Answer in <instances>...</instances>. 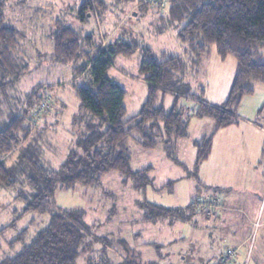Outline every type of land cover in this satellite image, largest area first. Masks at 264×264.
<instances>
[{"label":"rangeland","instance_id":"374dc122","mask_svg":"<svg viewBox=\"0 0 264 264\" xmlns=\"http://www.w3.org/2000/svg\"><path fill=\"white\" fill-rule=\"evenodd\" d=\"M107 1L108 10L96 8L93 14L88 12L87 17L82 18L84 0H0V11L4 14L5 23L20 31L18 57L30 68L20 81L6 91L0 90V128L17 115H28L27 99L34 92L51 96L48 97L51 108L38 121L37 127L45 124L48 115L56 117L55 124L39 135L33 146L17 150L16 155L7 160L16 186L7 188L0 183V260L21 249V244L12 247L10 241L22 230L29 228L27 240L30 241L50 220L49 213L37 211L18 217L28 204L27 198L30 199L35 192L28 178L38 175L23 155L29 154L48 170L58 169L71 151L78 149L77 133L81 135L88 123L99 120L81 106L75 89V84L90 85L91 72L75 78L72 63L53 60V32L57 21L71 26L82 36L93 35L98 45L106 46L121 39L141 46L133 55H116L107 72L126 90V120L140 111L148 97V82L141 71L142 48H151L158 58H162L163 54L183 57L186 67L177 73L178 92H161L157 105L170 109L176 104L183 110L184 116L191 115L189 134L179 140L178 157L184 166L170 159L162 146L148 149L133 137L129 138L132 170L153 167L150 173L153 182L144 192L118 170L104 173L98 185L77 184L74 188L56 190V207L80 210L91 226V235L86 241L88 246L85 245L87 250L81 253L78 264H86L88 257L95 262L109 260L113 264L128 260L140 264H183L184 261L178 257V250L188 245V237L195 230L197 219L203 216L200 212L209 215L197 210L195 212L199 214H188V206L194 198L192 196L203 198L211 193L199 187L197 189V148L194 143L200 137L211 136L215 123L211 117L195 116L193 110L203 97L225 102L224 90L230 85V72L234 70L236 59L233 55L223 59L216 44H212L206 54L196 56L179 35L185 23L166 26L156 14L155 9H162L164 5L159 0H155L156 3H145L144 0L138 3L137 0ZM252 95H245V99L253 97V103L264 108V82L255 85ZM106 127L105 123L102 128ZM145 202L184 212L148 220L145 217ZM252 212L248 210L249 214ZM229 214L230 227H220L213 222L197 225V235L213 241L210 243L214 246L231 234V229L235 227L233 225H237L236 237L246 236L249 226L244 213L232 210ZM217 218L213 217L214 220ZM258 228L256 225L252 231L245 245V253L228 243L230 248L227 252L238 249L237 255L227 260L228 264H264V229ZM212 257H195L194 262L209 264L219 261L218 257Z\"/></svg>","mask_w":264,"mask_h":264},{"label":"trees","instance_id":"16d2710c","mask_svg":"<svg viewBox=\"0 0 264 264\" xmlns=\"http://www.w3.org/2000/svg\"><path fill=\"white\" fill-rule=\"evenodd\" d=\"M140 1L137 0V3ZM159 1L164 5L161 6L162 9L154 8L156 14L166 26L185 23L179 35L196 56L206 54L210 46L216 44L223 59L228 55L235 57L237 69L226 101L221 105H210L200 99L193 111L197 117L213 118L216 130L236 122L243 97L255 92L257 82H264V0ZM96 8L106 11L109 9V3L107 0H84L81 17L86 18L88 12L93 14ZM53 40L54 61L72 63L75 78L91 72L90 85L75 84V89L81 106L99 120L88 123L81 135L77 133L78 149L72 150L58 169L48 170L29 154L23 155L38 175L28 178L35 192L30 199L27 198L28 204L18 217L37 211L41 214L49 213L50 220L30 241L27 240L29 228L22 230L10 241L12 247L21 244V249L1 259L0 264H78L81 253L87 250L85 245L88 244L86 241L91 235V226L85 221L80 210L56 207V190L74 188L77 184L98 185L104 173L118 170L125 173L128 179H132L134 185L144 192L153 182L150 175L153 167L132 170V157L128 148L130 137L148 149L162 146L170 159L184 166L178 157L177 146L178 141L189 134L191 115L184 116L183 110L176 104L170 109L157 105L161 92H178L177 73L186 67L183 57L163 54L162 58H158L151 48H142L141 71L146 75L148 82V97L140 111L126 120L127 107L124 104L126 90L110 78L107 72L116 55H133L141 46L121 39L106 46L98 45L93 35L82 36L71 26L59 21L56 22ZM19 46L20 31L7 25L4 14L0 11L2 91L20 81L30 70L18 57ZM43 99L44 96L38 92L30 94L27 99V114L29 115ZM105 123L107 127L103 129ZM36 124L38 122L31 125L25 114L13 117L8 124L0 128L2 186L7 188L16 186L11 169L4 158L28 138L32 126ZM194 144L197 148L195 166L197 170L200 163L212 152L213 135L198 139ZM144 205L145 217L148 220L184 212L148 202ZM188 210L190 215L197 213L193 201ZM86 264L113 263L109 260L95 262L88 257ZM121 264L140 262L133 263L128 260Z\"/></svg>","mask_w":264,"mask_h":264},{"label":"crops","instance_id":"0c3cea01","mask_svg":"<svg viewBox=\"0 0 264 264\" xmlns=\"http://www.w3.org/2000/svg\"><path fill=\"white\" fill-rule=\"evenodd\" d=\"M236 69L237 61L234 64V70L230 72V85L224 90V97L226 98L223 101H226L229 96ZM249 95L253 96L252 94ZM245 98L247 97H243L237 112L236 122L218 130H216V123H214L212 152L205 161L200 163L197 169L199 181L197 189L199 187L200 190L207 193L211 192L204 196H221L223 203L222 207L213 214L207 215L200 212L203 216L197 219L195 230L188 237V245H184L178 250V257L184 261H181L183 264H195V257L203 259L205 256L218 257V262L211 261L209 264H228L227 258H225L227 250L230 248L227 246L228 243L235 245L231 247H238L245 253V245L252 231L260 218L264 217V212L261 215V206L264 199V108L256 106L253 103V97L250 99ZM201 99L210 105H221L222 103V100L220 102L218 97V102L204 97ZM55 120L56 117L50 114L46 117L45 124L42 127H37L38 124L32 126L28 138L4 158L6 163L10 157L16 155L17 150L26 149V146H33L38 136L46 133L49 127L55 124ZM177 147L180 148L179 141ZM192 197L195 198L196 196ZM232 210L244 213L249 226L246 236L236 237L237 225H233L235 227L231 229V234L228 235L230 239L228 236L221 237L222 239L214 246L210 243L213 241H208L197 235V225L203 226L213 222L220 227H230L229 213ZM248 210H253V212L249 214ZM213 217L219 218L215 221ZM260 229H264V223L259 225L258 230Z\"/></svg>","mask_w":264,"mask_h":264},{"label":"built area","instance_id":"2783aa9c","mask_svg":"<svg viewBox=\"0 0 264 264\" xmlns=\"http://www.w3.org/2000/svg\"><path fill=\"white\" fill-rule=\"evenodd\" d=\"M150 1V3H156L155 0H144L145 3H148ZM49 96H44V99L40 101V103L38 104V106L34 109L31 110V112L29 113V115H26L28 121H30V123L33 125L35 123H37L41 117L43 113H47L50 108H51V103L49 101V98H51V96L48 98ZM37 121V122H36ZM193 203L195 205V209L197 211H205L208 214H213L217 209H219L220 207H222V198L221 196H205L203 198H195L193 199ZM264 212V199H263V203L261 206V215ZM262 217V216H261ZM261 223H264V217L260 218V220L257 222V226H259ZM238 253V249H230L227 254L226 260L232 259L234 256H236Z\"/></svg>","mask_w":264,"mask_h":264}]
</instances>
